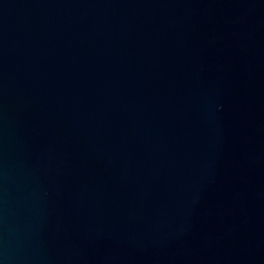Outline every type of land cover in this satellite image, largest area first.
<instances>
[{
  "label": "water",
  "instance_id": "water-1",
  "mask_svg": "<svg viewBox=\"0 0 264 264\" xmlns=\"http://www.w3.org/2000/svg\"><path fill=\"white\" fill-rule=\"evenodd\" d=\"M0 264H264V0H0Z\"/></svg>",
  "mask_w": 264,
  "mask_h": 264
}]
</instances>
